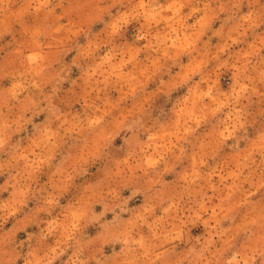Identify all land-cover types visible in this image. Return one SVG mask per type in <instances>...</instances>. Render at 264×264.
Returning <instances> with one entry per match:
<instances>
[{
  "label": "rangeland",
  "instance_id": "1",
  "mask_svg": "<svg viewBox=\"0 0 264 264\" xmlns=\"http://www.w3.org/2000/svg\"><path fill=\"white\" fill-rule=\"evenodd\" d=\"M0 264H264V0H0Z\"/></svg>",
  "mask_w": 264,
  "mask_h": 264
}]
</instances>
